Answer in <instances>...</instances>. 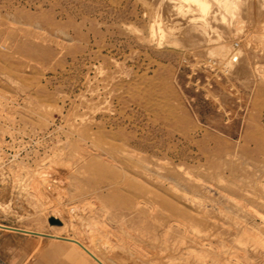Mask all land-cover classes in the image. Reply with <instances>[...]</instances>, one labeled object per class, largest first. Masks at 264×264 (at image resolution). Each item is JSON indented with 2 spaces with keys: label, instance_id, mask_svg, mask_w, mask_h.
I'll return each mask as SVG.
<instances>
[{
  "label": "rangeland",
  "instance_id": "1",
  "mask_svg": "<svg viewBox=\"0 0 264 264\" xmlns=\"http://www.w3.org/2000/svg\"><path fill=\"white\" fill-rule=\"evenodd\" d=\"M207 1L0 0L3 217L105 264H264V0Z\"/></svg>",
  "mask_w": 264,
  "mask_h": 264
},
{
  "label": "crops",
  "instance_id": "2",
  "mask_svg": "<svg viewBox=\"0 0 264 264\" xmlns=\"http://www.w3.org/2000/svg\"><path fill=\"white\" fill-rule=\"evenodd\" d=\"M0 225L52 236L57 232L54 226L50 229L31 228L32 223L24 224L18 219L3 217L2 214H0ZM61 237L68 238L65 235ZM0 244V264H100L89 253L91 257L88 256L85 253L87 251L84 252L74 245V242L1 227Z\"/></svg>",
  "mask_w": 264,
  "mask_h": 264
},
{
  "label": "water",
  "instance_id": "3",
  "mask_svg": "<svg viewBox=\"0 0 264 264\" xmlns=\"http://www.w3.org/2000/svg\"><path fill=\"white\" fill-rule=\"evenodd\" d=\"M50 223L51 225H61L62 222L57 219V218H52L50 219ZM1 228H4V229H10V230H14V231H19V232H24V233H27V234H33V235H39V236H45V237H50V238H57V239H60V240H65V241H71V242H74V243H77L78 245H80L85 251H87L96 261H98L100 264H103L96 256H94L85 246H83V244L79 243L78 241H75V240H71V239H68V238H64V237H55V236H52V235H46V234H41V233H35V232H29V231H24V230H19V229H12V228H8V227H3L0 225Z\"/></svg>",
  "mask_w": 264,
  "mask_h": 264
},
{
  "label": "bare ground",
  "instance_id": "4",
  "mask_svg": "<svg viewBox=\"0 0 264 264\" xmlns=\"http://www.w3.org/2000/svg\"><path fill=\"white\" fill-rule=\"evenodd\" d=\"M186 1H189L190 3L192 2V1H197V2H199L200 4H202V5H207V3H208V1L207 0H186ZM174 7V6H173ZM55 227V226H54ZM28 231V230H27ZM53 236H55V237H61L60 235H53ZM65 238V237H64ZM56 240H57V238H55ZM68 239H71V240H75V241H78L79 243H81V244H83V246H85L94 256H96L97 257V255L95 254V251L93 250V249H91L88 245H86L85 243H83L82 241H80V240H78V239H75V238H72V237H68ZM74 245H76L77 247H79L82 251H84L85 252V250L82 248V247H80L78 244H76V243H74ZM106 248V247H105ZM81 250H79V251H81ZM88 256H90L89 254H88V252H85ZM91 257V256H90ZM103 264H105L99 257H97Z\"/></svg>",
  "mask_w": 264,
  "mask_h": 264
},
{
  "label": "built area",
  "instance_id": "5",
  "mask_svg": "<svg viewBox=\"0 0 264 264\" xmlns=\"http://www.w3.org/2000/svg\"><path fill=\"white\" fill-rule=\"evenodd\" d=\"M0 246H1V244H0Z\"/></svg>",
  "mask_w": 264,
  "mask_h": 264
}]
</instances>
